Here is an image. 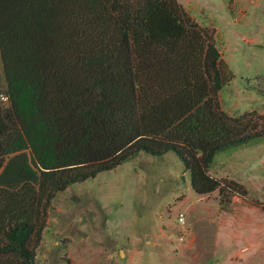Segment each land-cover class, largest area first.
Wrapping results in <instances>:
<instances>
[{"label": "trees", "instance_id": "1", "mask_svg": "<svg viewBox=\"0 0 264 264\" xmlns=\"http://www.w3.org/2000/svg\"><path fill=\"white\" fill-rule=\"evenodd\" d=\"M0 68V264L32 263L56 194L140 153H171L197 196L245 198L208 167L264 116L223 111L233 75L176 0H0Z\"/></svg>", "mask_w": 264, "mask_h": 264}, {"label": "rangeland", "instance_id": "2", "mask_svg": "<svg viewBox=\"0 0 264 264\" xmlns=\"http://www.w3.org/2000/svg\"><path fill=\"white\" fill-rule=\"evenodd\" d=\"M211 10L184 11L214 31L233 75L221 107L264 116V0H213ZM4 89L0 68V97ZM208 175L242 186L245 198L195 195L171 153H140L66 188L51 202L31 264H264V136L218 153Z\"/></svg>", "mask_w": 264, "mask_h": 264}, {"label": "crops", "instance_id": "3", "mask_svg": "<svg viewBox=\"0 0 264 264\" xmlns=\"http://www.w3.org/2000/svg\"><path fill=\"white\" fill-rule=\"evenodd\" d=\"M177 3L189 14L194 16L200 10H205L208 14H212L211 7L213 0H176Z\"/></svg>", "mask_w": 264, "mask_h": 264}, {"label": "built area", "instance_id": "4", "mask_svg": "<svg viewBox=\"0 0 264 264\" xmlns=\"http://www.w3.org/2000/svg\"><path fill=\"white\" fill-rule=\"evenodd\" d=\"M0 99L3 101H6V97L1 96ZM177 220L182 223L183 222L182 216H179ZM181 240H182V238L179 237V241H181Z\"/></svg>", "mask_w": 264, "mask_h": 264}]
</instances>
